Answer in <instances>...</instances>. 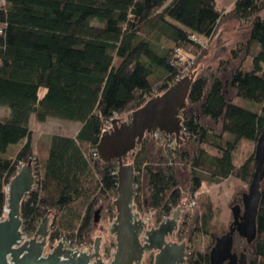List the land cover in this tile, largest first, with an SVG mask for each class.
Returning a JSON list of instances; mask_svg holds the SVG:
<instances>
[{
    "label": "trees",
    "instance_id": "1",
    "mask_svg": "<svg viewBox=\"0 0 264 264\" xmlns=\"http://www.w3.org/2000/svg\"><path fill=\"white\" fill-rule=\"evenodd\" d=\"M227 21L248 32L231 54L245 58L230 72L229 61L197 72L180 113L183 146L163 135L166 150L156 163L148 143L159 139L147 136L124 161L134 171L136 211L154 213L155 226L177 207L186 208L183 203L189 205L204 182L233 177L251 183L264 112V0H236L227 13L216 0H2L0 107L9 115L0 117V218L9 182L19 165L32 160L35 183L20 205L24 236L32 238L49 217L48 250L63 239L92 245L94 212L105 209L115 217L118 164L94 157L101 134L116 116L139 109L188 75ZM227 72L232 98L221 79ZM32 118L81 126L74 138L52 136L35 156ZM177 164L189 169L184 186ZM199 201L195 211L181 212L177 237L187 245L184 264H209L216 237L228 231H214L212 204ZM113 246L104 247L102 259ZM233 250H245L247 264H264V182L256 240L248 246L235 235Z\"/></svg>",
    "mask_w": 264,
    "mask_h": 264
},
{
    "label": "water",
    "instance_id": "2",
    "mask_svg": "<svg viewBox=\"0 0 264 264\" xmlns=\"http://www.w3.org/2000/svg\"><path fill=\"white\" fill-rule=\"evenodd\" d=\"M237 40L236 36H229V29L224 28L188 75L177 79L166 91L129 113L125 121L114 118L110 128L101 134L96 146L100 161H117L118 164L116 198L113 201L116 215L108 228L115 239V250L109 263L102 259L100 237L95 239L90 254L65 249L62 242H57L47 251L49 217L42 220L32 238L24 236L20 205L35 183L34 164L29 160L8 185V215L0 221V264H141L144 255L153 252L156 253L153 264H184L186 243L167 241L178 231L181 208L177 207L171 217L156 228L147 229V224L142 220L143 214L140 216L133 203L132 164H125L124 161L140 147L146 136L153 137L156 133L183 146L185 138L180 113L186 108L195 75L201 67L232 51ZM254 161L251 183L241 196V205L234 203L231 207L232 222L226 233L216 237L209 252V264H247L246 251L237 254L233 250L234 237L237 235L245 240L248 246H252L256 240L261 186L264 182V112ZM100 212L101 209L94 212L95 224Z\"/></svg>",
    "mask_w": 264,
    "mask_h": 264
},
{
    "label": "rangeland",
    "instance_id": "3",
    "mask_svg": "<svg viewBox=\"0 0 264 264\" xmlns=\"http://www.w3.org/2000/svg\"><path fill=\"white\" fill-rule=\"evenodd\" d=\"M236 0H216V5L219 10H221L224 13L229 12ZM224 28L229 29V36H236L238 38L234 48L232 51L228 52L227 54L219 57L218 59L208 63L205 66H212L216 68L221 61H229L230 63V69H234L239 65V62H241V57L236 59L232 58V52L238 47V45L245 41L248 32L244 30H237V25L233 21H227L224 24H222L217 32V35L214 37V39L211 41V43L208 44V49L212 46V44L215 42V40L218 38V36L221 34V32L224 30ZM162 46L165 48H170L171 43L163 39L161 42ZM183 57H186V53L183 51L181 53ZM192 64V63H191ZM229 72L225 73L224 75H221V79L224 82V87H225V93L228 98H232L235 96V92L229 88ZM155 77H152V80ZM237 104L243 105L244 102L242 100L236 101ZM129 114V113H128ZM128 114H125L123 117H118L116 116L115 118L121 119V121H125L126 117ZM9 115V109L6 107H0V117H5ZM80 123L78 122H72V121H66V120H61V119H54V118H49L47 119L46 122L44 123H37L33 118L30 120V130L32 133V152L33 155L35 154L36 156V151H41V149L44 147V144H49V141L52 136H62V137H71L74 136L79 128H80ZM111 126V123L106 127L105 130L109 129ZM158 142L153 146L152 142L150 141L148 143L149 150L152 152V158L154 162L157 163L159 157L164 154L166 147L164 146V142L161 138H158ZM18 146L16 150L19 148ZM194 146L190 145L187 150L190 152ZM250 149L249 145H246L242 155H244L246 152H248ZM129 163V162H127ZM34 164V162H33ZM176 172L177 176L180 179L182 185L184 186L185 183L188 180L189 176V169L184 168L183 165L177 164L176 167ZM248 185L242 183L241 181L229 177L226 180L222 181L219 184H211L204 182L202 184L201 189L198 191L199 195L198 200H196V205L193 208V211L198 209V204L199 200L206 199L207 201H210L214 210L215 214V219H214V231H226L228 230V227L230 223L232 222V215H231V207L234 205L241 196L247 192ZM8 187L6 188V192L8 193ZM115 200V199H114ZM185 201V198H184ZM186 203V202H184ZM184 208V207H183ZM187 208H184L183 211H186ZM116 215V212H114ZM151 215L152 221L155 219V214L151 213L146 216ZM3 216V215H2ZM7 217H1V220L6 219ZM115 218V217H114ZM114 218H111L108 216L107 212L105 209L102 210L101 216L98 219L97 225L93 228V233H92V241L94 244V241L96 238H101V244H100V253L102 255L103 249L105 246L109 245H114L110 251V257L107 259H103L105 262L109 263L112 259V253L115 250V239L113 236H111L108 232V228L111 225L112 221ZM180 223V221H179ZM178 223V225H179ZM176 234V233H175ZM174 234V235H175ZM172 242H177L179 243L180 240L178 239L177 236H175L172 239ZM206 244V238H203L201 240L200 246L205 248ZM50 250V249H49ZM47 248V251H49ZM148 261L147 258H145L144 263Z\"/></svg>",
    "mask_w": 264,
    "mask_h": 264
},
{
    "label": "built area",
    "instance_id": "4",
    "mask_svg": "<svg viewBox=\"0 0 264 264\" xmlns=\"http://www.w3.org/2000/svg\"><path fill=\"white\" fill-rule=\"evenodd\" d=\"M204 47H206V45H204ZM162 136H163V134H160V133H156L154 135V137H156V138H161ZM169 141H170V139H169ZM93 155H94L95 158L99 159L98 154H97L96 151L94 152ZM21 167H22V164L18 166L17 170L19 171ZM198 195H199L198 192L195 193L194 194V200L189 205H186V206H185V203H183V206L188 208V209L194 208L195 205H196V199H197ZM7 215H8V207L6 206L4 208V210H3V216L2 217H7ZM167 218H169V217H162L160 223L162 221H164L165 219H167ZM142 220L147 224V229H151L154 226L153 222H152V216L151 215L143 216ZM0 221H2V220L0 219ZM151 224H152V226H151ZM59 242L63 243V246H64L65 249H69V250H72V251L77 250V251H79L81 253H85V254H90V253L93 252V246L92 245H88V244H86L84 242L71 241V240H65V239L60 240Z\"/></svg>",
    "mask_w": 264,
    "mask_h": 264
},
{
    "label": "flooded vegetation",
    "instance_id": "5",
    "mask_svg": "<svg viewBox=\"0 0 264 264\" xmlns=\"http://www.w3.org/2000/svg\"><path fill=\"white\" fill-rule=\"evenodd\" d=\"M101 211H102V210H101ZM100 216H101V212H100ZM100 216H99V217H100ZM97 223H98V222H97ZM97 223H96V224L94 223V227L97 225ZM159 224H160V222L157 224V226H158ZM157 226L154 225L152 228H156ZM175 236H177V233H176L175 235L173 234L172 237H170V238L167 239V241H168V242H172V239H173ZM176 243H177V242H176ZM179 243H181V242H179ZM155 254H156V253L153 252V253H151V254H147L146 256L144 255L141 264L144 263L145 258H147V260H150V261L152 262L151 264H153Z\"/></svg>",
    "mask_w": 264,
    "mask_h": 264
},
{
    "label": "crops",
    "instance_id": "6",
    "mask_svg": "<svg viewBox=\"0 0 264 264\" xmlns=\"http://www.w3.org/2000/svg\"><path fill=\"white\" fill-rule=\"evenodd\" d=\"M241 57V62L243 61V59L245 58V56L243 54L240 55ZM241 62H239V64H241ZM77 135V133L74 136H71L70 138H74Z\"/></svg>",
    "mask_w": 264,
    "mask_h": 264
},
{
    "label": "bare ground",
    "instance_id": "7",
    "mask_svg": "<svg viewBox=\"0 0 264 264\" xmlns=\"http://www.w3.org/2000/svg\"><path fill=\"white\" fill-rule=\"evenodd\" d=\"M207 41V40H206ZM189 70V69H188ZM190 71H191V69H190ZM147 137V136H146ZM145 140V139H144ZM185 142V141H184ZM181 145V144H180ZM197 200H198V198H197Z\"/></svg>",
    "mask_w": 264,
    "mask_h": 264
}]
</instances>
